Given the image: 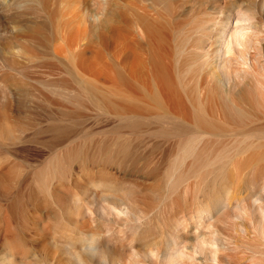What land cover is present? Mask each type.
Returning <instances> with one entry per match:
<instances>
[{
    "label": "rangeland",
    "instance_id": "obj_1",
    "mask_svg": "<svg viewBox=\"0 0 264 264\" xmlns=\"http://www.w3.org/2000/svg\"><path fill=\"white\" fill-rule=\"evenodd\" d=\"M0 164L14 264H264V0H0Z\"/></svg>",
    "mask_w": 264,
    "mask_h": 264
},
{
    "label": "bare ground",
    "instance_id": "obj_2",
    "mask_svg": "<svg viewBox=\"0 0 264 264\" xmlns=\"http://www.w3.org/2000/svg\"><path fill=\"white\" fill-rule=\"evenodd\" d=\"M246 22H247V20H246ZM245 22V23H246ZM248 23V22H247ZM223 26H222V32H221V34L220 33H218L217 32V36H219V39L216 41V43H220L221 42V38H223L224 37V33H225V31H226V28L229 26V23L228 22H223V24H222ZM248 24H246V26H247ZM260 25H261V22L259 21V20H256V21H253L251 24H250V28H249V30H247V27H244V26H238V28H236L235 30H230V35H231V39L229 40L230 42H229V44H228V50H227V48L225 49V50H227V51H230V50H232V48H233V43L235 44V42L237 43V45H242L244 48H247L248 49V47L250 46L251 47V44H252V41H251V36H250V33H251V35H252V32H255V33H253V34H256L257 32H259L260 31ZM220 29V30H221ZM218 31H219V29H217ZM228 32V31H227ZM254 36V35H253ZM256 36V35H255ZM253 47V46H252ZM246 49V50H247ZM216 53L215 54H211V63H212V67H213V69L215 70V69H217V65L219 66V64L221 65V67L223 66V59H224V54H223V48L222 47H220V46H218V48H216ZM249 50V49H248ZM214 52H215V50H214ZM213 52V53H214ZM226 52V51H225ZM224 52V53H225ZM230 53V52H229ZM226 54V53H225ZM247 54V53H246ZM245 53H243L242 54V59L244 58L245 59V57L246 56H244V55H246ZM227 58V56L225 57V59ZM248 58V57H247ZM226 61L228 62L229 61V58L228 59H226ZM225 61V62H226ZM225 64V63H224ZM228 66V65H227ZM226 66V67H227ZM228 68V67H227ZM254 69V68H253ZM228 72H229V70H228ZM224 73H226V72H224ZM251 73H253V72H251ZM249 74V73H248ZM255 74V73H254ZM254 74H252V75H254ZM233 79V78H232ZM0 166H1V164H0ZM125 207V206H124ZM130 207V206H129ZM112 208H113V206H112ZM114 208H117V207H114ZM128 208V207H127ZM130 208H132V207H130ZM118 209V208H117ZM126 209V208H125ZM115 210V209H114ZM119 210V209H118ZM123 210L124 209H122V210H120V212L121 213H119V214H122V212H123ZM128 210V212H129V210L130 209H126V211ZM130 211H133L132 209L130 210ZM116 212H119V211H116ZM124 213V212H123ZM126 213V212H125ZM130 213H132V212H130ZM136 214V213H135ZM128 215V214H127ZM132 215V214H131ZM137 215V214H136ZM133 216H135V215H133ZM138 216V215H137ZM137 216H136V218H137ZM132 217V216H131ZM139 218V217H138ZM134 219V218H133ZM137 220H139V219H137ZM89 242V241H88ZM92 242V243H91ZM90 243H91V245H95V243L93 242V241H91L90 240ZM90 243H89V246H90ZM93 247V246H92ZM180 249V248H179ZM179 249H177V250H179ZM182 250V249H181ZM151 251H153V250H151ZM180 251V250H179ZM183 252V251H182ZM201 252V251H200ZM175 253V252H174ZM173 253V254H174ZM177 254H178V252H176ZM154 254V253H153ZM180 254H182V253H180ZM185 254V253H184ZM176 255V254H175ZM213 256H218V253H217V251H215L214 253H213ZM214 259H215V257H214ZM217 263V262H216Z\"/></svg>",
    "mask_w": 264,
    "mask_h": 264
},
{
    "label": "clouds",
    "instance_id": "obj_3",
    "mask_svg": "<svg viewBox=\"0 0 264 264\" xmlns=\"http://www.w3.org/2000/svg\"><path fill=\"white\" fill-rule=\"evenodd\" d=\"M22 9H23V8H21V10H22ZM0 255H6V256L8 257L7 264H14V257H12V256L8 255V254H7V250H6V252H5V253H3V254H0Z\"/></svg>",
    "mask_w": 264,
    "mask_h": 264
}]
</instances>
